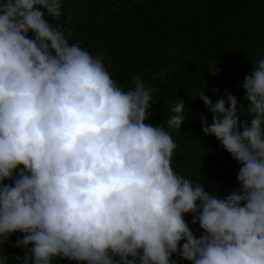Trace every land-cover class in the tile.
<instances>
[{"label": "clouds", "instance_id": "9594fccd", "mask_svg": "<svg viewBox=\"0 0 264 264\" xmlns=\"http://www.w3.org/2000/svg\"><path fill=\"white\" fill-rule=\"evenodd\" d=\"M63 5L0 0V249L20 233L21 264H264V58L244 79L247 109L195 93L212 115L202 132L240 165L220 198L172 167L165 123L180 131L185 102L149 123L155 89L139 75L121 87L102 54L70 43Z\"/></svg>", "mask_w": 264, "mask_h": 264}, {"label": "trees", "instance_id": "16d2710c", "mask_svg": "<svg viewBox=\"0 0 264 264\" xmlns=\"http://www.w3.org/2000/svg\"><path fill=\"white\" fill-rule=\"evenodd\" d=\"M63 7L65 16L71 12V24H65V16L59 23L69 28L70 43L102 54L121 87H131L139 75L155 89L149 123L159 126L172 115L178 98L185 102L188 119L180 131L167 129L165 123L177 144L174 170L202 180L205 190L220 198L238 191L240 165L215 137L202 132L201 118L211 123L212 115L195 93L207 85L206 94L215 103L227 90L236 97L238 110L249 107L243 82L252 72L250 62L264 58V0H64ZM213 63L220 68L216 76L207 71ZM166 67L168 73L155 74ZM245 119L250 117L242 115ZM184 218L199 236L192 216ZM18 238L20 233L10 236L0 249L3 264H21L27 250L15 246ZM172 259L189 264L177 254ZM54 264L75 262L57 259Z\"/></svg>", "mask_w": 264, "mask_h": 264}, {"label": "rangeland", "instance_id": "374dc122", "mask_svg": "<svg viewBox=\"0 0 264 264\" xmlns=\"http://www.w3.org/2000/svg\"><path fill=\"white\" fill-rule=\"evenodd\" d=\"M169 69H170V68H168V67H166V68H161V69H159L158 71H156L155 74H158V75H162V76H163L164 73H168L167 71H168ZM155 74H154V75H155ZM6 182H8V181H5V183H6Z\"/></svg>", "mask_w": 264, "mask_h": 264}]
</instances>
